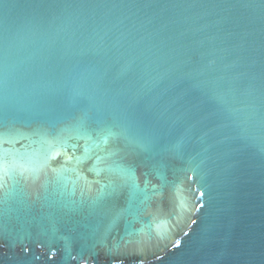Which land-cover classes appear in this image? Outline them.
I'll list each match as a JSON object with an SVG mask.
<instances>
[{"label": "water", "instance_id": "1", "mask_svg": "<svg viewBox=\"0 0 264 264\" xmlns=\"http://www.w3.org/2000/svg\"><path fill=\"white\" fill-rule=\"evenodd\" d=\"M0 264H264V0H0Z\"/></svg>", "mask_w": 264, "mask_h": 264}]
</instances>
